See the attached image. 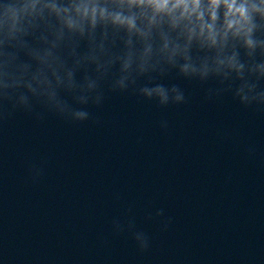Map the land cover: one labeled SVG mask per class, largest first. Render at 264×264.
<instances>
[{
    "label": "clouds",
    "instance_id": "1",
    "mask_svg": "<svg viewBox=\"0 0 264 264\" xmlns=\"http://www.w3.org/2000/svg\"><path fill=\"white\" fill-rule=\"evenodd\" d=\"M173 70L216 80L206 100L231 92L264 111V0H0V122L21 111L83 123L92 118L87 106L102 104L106 81L159 108L185 104L178 85L156 82ZM29 173L37 182L43 168ZM171 222L162 220L163 230ZM112 230L130 232L140 252L150 247L133 219L114 220Z\"/></svg>",
    "mask_w": 264,
    "mask_h": 264
}]
</instances>
